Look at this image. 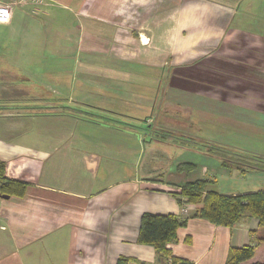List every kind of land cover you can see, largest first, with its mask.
I'll list each match as a JSON object with an SVG mask.
<instances>
[{
	"label": "crops",
	"instance_id": "0c3cea01",
	"mask_svg": "<svg viewBox=\"0 0 264 264\" xmlns=\"http://www.w3.org/2000/svg\"><path fill=\"white\" fill-rule=\"evenodd\" d=\"M0 1L12 9L9 22L0 24V57L54 59L43 72L60 75L67 85L51 76L55 86L48 89L62 90L56 100L75 107L32 114L46 122L43 129L1 122L4 174L26 182L27 189L23 196L0 197V264H116L121 256L166 264L151 246L137 242L144 212L185 220L177 241L166 248L191 264H224L229 248L245 244L255 250L242 264L264 261V227L257 219L244 214L231 227L216 225L192 217L197 204L178 205L170 194L203 177L215 181L209 189L225 195L264 191V181L221 188L215 177L233 170L216 154L210 167L197 172L175 163L165 174L152 175L150 164L140 168L135 143L114 130L84 127V109L137 116V109L101 108L99 99L121 93L131 98L136 82L149 77L157 87L166 83L167 97L176 91L178 105L193 106L199 121L230 136L231 145H243L256 129L255 117L264 121V0ZM25 40L36 42L24 46ZM3 43L7 51L1 52ZM63 59L70 66H62ZM9 66L8 78L15 73ZM6 84L0 79V117L12 120L19 112L7 107L17 106L23 92H11L15 87ZM41 98L31 97L37 104ZM51 120L69 126L60 129ZM257 171L264 174V164L251 172Z\"/></svg>",
	"mask_w": 264,
	"mask_h": 264
},
{
	"label": "rangeland",
	"instance_id": "374dc122",
	"mask_svg": "<svg viewBox=\"0 0 264 264\" xmlns=\"http://www.w3.org/2000/svg\"><path fill=\"white\" fill-rule=\"evenodd\" d=\"M3 28L2 26L0 29ZM3 37V36H2ZM0 37V40L2 39ZM34 41L25 40L24 46L33 44ZM4 49L1 52L7 51V46L1 44ZM23 47V46H22ZM38 54L34 59H10L0 57V79L1 84L7 83L10 87H15L11 92L19 90V94L23 100L15 101L17 106H9L10 109H15L19 112L18 116L12 118V120H3L5 117H0L1 122H15L22 123V127L32 130L47 128L46 122L39 118H32V114H46L54 111L61 113V110H70L73 108L70 105L62 103V100H56L57 96L55 92H62L59 89H48L47 85L55 86V80L51 76H59L55 73L43 72L45 67H49L54 63V59L47 57L46 55ZM39 56V57H38ZM68 64V65H67ZM14 65V75L16 79L10 80L5 72H11V68H5L6 66ZM62 66H70L68 59L62 60ZM3 67V69H2ZM10 67V66H9ZM22 67V69L20 68ZM22 71V72H21ZM61 78V77H60ZM146 81L143 83H137L135 93L131 98H124L125 95L119 97L118 95H107L106 98L99 99L102 104H98L101 108H107L122 112H131L137 109L138 115L133 118H116L108 115L101 114L93 110L84 109V127L89 130L97 131H110L118 132L121 136V140H128L131 144L135 143L137 147L138 163L140 162V168L143 165L152 166L153 174H165L167 168L172 169L175 163H181L183 166L192 164V167L184 170L186 173L192 171H198L203 166L210 167L212 165L213 156L216 154L222 159L227 160L226 169L233 170L232 174L217 175L215 180L216 184L221 188L229 185H246L248 183H259L264 181V174L261 172H251L256 169V166L264 164V160H261L258 156L263 157V153L257 152V150H264V121H259L258 116L255 117L254 132L249 133V137H245L243 145L239 144L237 147L231 145L233 140L229 139L226 134L217 132L208 126V122H201L200 116H197L192 112L191 107L186 105L185 109L178 103L176 91H170V97L166 96L167 87L166 83H159V86H155V82L150 83V78L146 77ZM62 86L64 84L63 79ZM68 81L71 78L67 79ZM5 85V86H6ZM107 93V92H106ZM128 94V93H126ZM31 97H42L41 103L37 104V101L31 99ZM152 100L151 103H149ZM53 102L55 104H49ZM148 104L145 106H136L134 102ZM5 103V102H2ZM35 103V104H34ZM85 108V107H84ZM23 110V111H22ZM139 113L140 111H142ZM82 114L78 112H71ZM139 114H142L139 116ZM260 120H264V116H260ZM249 120V118H247ZM243 123V122H242ZM60 125L61 128L69 126L68 122L51 120L50 125ZM251 124V123H249ZM65 125V126H64ZM125 138V139H124ZM208 153L209 155L204 153ZM242 152V153H239ZM212 155V156H210ZM249 157L245 160H237L241 157ZM240 170H247L246 173H240ZM190 171V172H189ZM236 171V172H235ZM215 184V185H216Z\"/></svg>",
	"mask_w": 264,
	"mask_h": 264
},
{
	"label": "trees",
	"instance_id": "16d2710c",
	"mask_svg": "<svg viewBox=\"0 0 264 264\" xmlns=\"http://www.w3.org/2000/svg\"><path fill=\"white\" fill-rule=\"evenodd\" d=\"M186 164V163H185ZM186 165L184 168H191ZM5 163L0 161V193L23 196L27 189V183L17 179L7 178L4 174ZM215 181L209 177H203L184 183L178 192H171L178 205L197 204L192 217L207 220L213 224L231 227L248 214L257 219L259 226L264 227V191L257 190L242 194L225 195L209 189V185ZM185 224V220L176 215L157 214L144 212L140 217L137 242L151 246L155 253L165 260L166 264H191L190 261L175 257L166 248L168 243L177 241V229ZM264 241V238L261 239ZM254 244H245L240 247L229 248L224 264H242L253 257ZM147 264L137 259L121 256L116 264ZM253 264H264L257 261Z\"/></svg>",
	"mask_w": 264,
	"mask_h": 264
},
{
	"label": "built area",
	"instance_id": "2783aa9c",
	"mask_svg": "<svg viewBox=\"0 0 264 264\" xmlns=\"http://www.w3.org/2000/svg\"><path fill=\"white\" fill-rule=\"evenodd\" d=\"M11 5L0 1V24L8 23L11 17ZM184 210H182L183 212ZM2 228V226H0Z\"/></svg>",
	"mask_w": 264,
	"mask_h": 264
},
{
	"label": "water",
	"instance_id": "95a60500",
	"mask_svg": "<svg viewBox=\"0 0 264 264\" xmlns=\"http://www.w3.org/2000/svg\"><path fill=\"white\" fill-rule=\"evenodd\" d=\"M9 196H10L9 194L0 193V197H2V198H8Z\"/></svg>",
	"mask_w": 264,
	"mask_h": 264
}]
</instances>
